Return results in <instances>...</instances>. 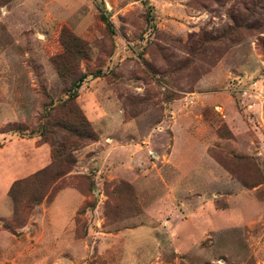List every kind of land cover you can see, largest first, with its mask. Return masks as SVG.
<instances>
[{
    "label": "rangeland",
    "instance_id": "1",
    "mask_svg": "<svg viewBox=\"0 0 264 264\" xmlns=\"http://www.w3.org/2000/svg\"><path fill=\"white\" fill-rule=\"evenodd\" d=\"M0 264H264V0H0Z\"/></svg>",
    "mask_w": 264,
    "mask_h": 264
},
{
    "label": "trees",
    "instance_id": "2",
    "mask_svg": "<svg viewBox=\"0 0 264 264\" xmlns=\"http://www.w3.org/2000/svg\"><path fill=\"white\" fill-rule=\"evenodd\" d=\"M105 20L104 15H100ZM63 53L52 59L57 74L67 84L66 98L45 107L41 138L51 143L53 156L65 154L80 144L95 139L86 120L75 105L77 90L85 75L77 70V62L86 55L85 48L76 37L63 31L60 35Z\"/></svg>",
    "mask_w": 264,
    "mask_h": 264
}]
</instances>
